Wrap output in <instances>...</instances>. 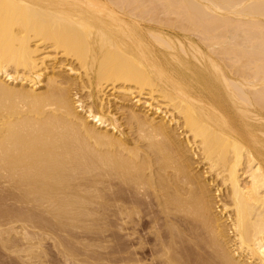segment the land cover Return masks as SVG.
I'll use <instances>...</instances> for the list:
<instances>
[{"label": "bare ground", "instance_id": "6f19581e", "mask_svg": "<svg viewBox=\"0 0 264 264\" xmlns=\"http://www.w3.org/2000/svg\"><path fill=\"white\" fill-rule=\"evenodd\" d=\"M0 212V264L89 226L121 264H264V0H0Z\"/></svg>", "mask_w": 264, "mask_h": 264}, {"label": "rangeland", "instance_id": "374dc122", "mask_svg": "<svg viewBox=\"0 0 264 264\" xmlns=\"http://www.w3.org/2000/svg\"><path fill=\"white\" fill-rule=\"evenodd\" d=\"M1 214L3 215V213L0 212V225H1V228H3V230H1L2 232H1L0 236L3 240H5V239L9 238V236H11L13 234V232L9 231L8 226L5 225L6 220L4 221V219H6V217L1 216ZM4 216H5V214H4ZM1 217L3 218V220ZM12 224H14V223H12ZM18 224L19 223L16 222L14 227H16ZM30 230H33L34 232L39 231L37 228H35V230H34V228L33 229L30 228ZM66 230H63V231L59 230L58 231V230H55L53 228L50 231V233H49V231H46L47 233L44 232L45 235L44 236L42 235L40 237V239H38L39 240L38 242L41 243V246L43 244V247L46 248L47 250L49 249L48 251H50V254H52V255L49 254L50 258L48 259L49 260L48 264H51V263L52 264H69V263L70 264H101L104 260L105 261L102 264H121L120 263L121 261H120L118 256H110L109 254L107 255L108 252L105 249L106 244L104 243V245H105V247H104L103 241H101L102 239L99 240V238L97 236L98 234H96V232H98L99 230H97L96 227L93 228V227L89 226L86 230H84V229H73V230L68 229L67 231L71 230V233H69V234L67 233ZM78 230H80V231H78ZM82 230L85 231L84 233L82 232L83 234H81ZM76 231L78 232V234ZM63 232H64V234H63ZM86 232L87 233L91 232V233H88V235H87V234H85ZM6 233H8L9 235H7ZM94 233H95V235H94ZM71 234L72 235L74 234L75 237L71 236ZM64 236L65 237L67 236L66 237L67 239L69 237V239H68L69 244H71L73 247L75 246L74 249L77 251V254L80 253V256L78 254V257H76L77 261L76 260L73 261V260H71V258L66 259L65 256H64L65 258L63 257V255H64L63 251L64 250L61 247H59L56 242H58V239L65 238ZM57 237H59V238H57ZM66 238L64 239V241L67 240ZM77 238H78V240H77ZM79 239H82L81 240L82 242H80ZM88 241H89V243H88ZM91 242H92V244H91ZM52 243H53L52 247H55L58 250V252L56 249L53 250V248H51ZM84 245H85V247H84ZM47 246H49V247H47ZM87 247H89V248H87ZM78 251H80V252H78ZM90 251H92V252H90ZM59 253H61L63 255H60ZM64 253H65V251H64ZM53 256H55L56 258L55 257L53 258ZM107 256L109 259L107 258ZM61 257H62V259H61ZM114 260L116 263L114 262ZM86 262H88V263H86Z\"/></svg>", "mask_w": 264, "mask_h": 264}]
</instances>
